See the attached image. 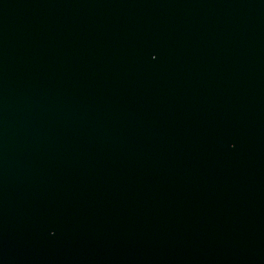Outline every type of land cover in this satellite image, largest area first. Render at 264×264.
<instances>
[{"label":"water","instance_id":"1","mask_svg":"<svg viewBox=\"0 0 264 264\" xmlns=\"http://www.w3.org/2000/svg\"><path fill=\"white\" fill-rule=\"evenodd\" d=\"M0 264H264V0H0Z\"/></svg>","mask_w":264,"mask_h":264}]
</instances>
